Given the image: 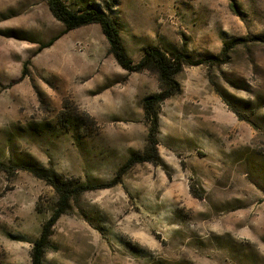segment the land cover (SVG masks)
Returning a JSON list of instances; mask_svg holds the SVG:
<instances>
[{
  "label": "rangeland",
  "instance_id": "374dc122",
  "mask_svg": "<svg viewBox=\"0 0 264 264\" xmlns=\"http://www.w3.org/2000/svg\"><path fill=\"white\" fill-rule=\"evenodd\" d=\"M63 1L112 3L135 63L148 48L197 60L246 45L220 67L184 69L159 108L156 163L72 200L43 264H264V0ZM64 30L48 0H0V264H31L61 210L19 167L99 186L147 145L157 76L122 69L97 24L45 47Z\"/></svg>",
  "mask_w": 264,
  "mask_h": 264
},
{
  "label": "trees",
  "instance_id": "16d2710c",
  "mask_svg": "<svg viewBox=\"0 0 264 264\" xmlns=\"http://www.w3.org/2000/svg\"><path fill=\"white\" fill-rule=\"evenodd\" d=\"M49 9L53 17L64 27V32L45 47L51 46L62 35L73 30L97 24L101 27L105 38L109 43V55L118 65L129 73H140L149 71L155 74L160 85V93L149 97L144 102L145 117L149 125V135L144 152L130 158L123 167L118 177L110 184L99 186H78L64 179V177L52 170H41L33 167L21 166L18 169L28 171L35 178L44 180L50 185L59 197L61 210L57 211L51 220L43 228L42 234L35 241L31 252V264H43L44 257L51 248V231L57 221L66 213V208L71 201L80 195L94 190L108 189L116 186L124 173L135 165L154 164L158 159V135H159V108L160 106L180 92V85L177 77L189 67L209 66L210 68L220 67L227 64L229 55L239 46L246 45V40L237 39L227 43L218 57L208 59H192L185 53L166 54L156 48H148L143 53L141 60L135 63L127 54L123 45L120 30L107 11H111L114 5H107V11L84 7L79 11L70 9L63 0H48ZM229 105V104H228ZM231 107V106H230ZM237 114L238 112L232 108ZM16 171V169H14Z\"/></svg>",
  "mask_w": 264,
  "mask_h": 264
}]
</instances>
